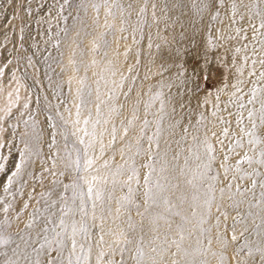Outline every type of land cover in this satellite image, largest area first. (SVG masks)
<instances>
[{"label":"snow or ice","instance_id":"1","mask_svg":"<svg viewBox=\"0 0 264 264\" xmlns=\"http://www.w3.org/2000/svg\"><path fill=\"white\" fill-rule=\"evenodd\" d=\"M63 3L71 7L69 0ZM89 6L95 13L90 24L79 15L73 17L79 25L75 36L92 35L88 52L93 57L101 55L106 66L114 67L121 53L111 45L127 38L117 33L126 31L124 25L133 4L125 7L120 0H93L88 5L81 0L77 8L87 13ZM144 10L141 7L137 15ZM161 11L165 16L169 11L178 13L173 24L182 28L185 16L194 26L203 23L206 16L215 21L223 15L227 24L221 20L224 31L216 28L215 39L236 41L235 53L243 51L242 59L251 61L252 69L259 63L262 70L258 75L248 71L255 79L248 82L251 87L246 93L241 87L245 81L232 85L236 113L225 106L230 120L212 111L215 123L204 113L184 122L185 113H177L170 96L163 99L162 93L156 92L148 100L138 99L131 106V115L120 121L122 162L115 163L114 156L104 157L106 149L116 142L117 129L111 118L119 115L124 105H106L99 80L94 81L95 90L86 87V77L78 76L77 62L70 57L73 75L68 84L75 118L67 107L68 117L56 112L60 123L51 124L53 117H48L53 131L47 147L57 145V135L63 138V147L44 159L34 123L32 135L20 133L22 146L12 167L0 163V172L5 173L0 186L7 194L0 197V264H264V0H171ZM88 28L92 31H85ZM63 31L67 36L69 30ZM76 54L73 48L72 56ZM122 55L126 57L127 50ZM236 59L234 56L233 62ZM90 63L97 65L98 61L93 58ZM110 76L115 77L116 72L111 71ZM100 79L107 86L109 80L103 75ZM111 84L114 87L106 93L109 101L116 98L115 89L123 87V80L112 79ZM130 92L131 88L122 95L127 98ZM216 99L218 102L219 96ZM14 103L10 100L2 109L0 125L11 115ZM102 105H106V113ZM213 107L219 110L218 103ZM110 122L113 126L109 131ZM23 123L27 126L28 120ZM216 124L226 126L215 131ZM105 132L110 137L107 143ZM5 146L0 142V148ZM34 158L42 165L51 161L50 167H42L40 176L30 171ZM43 173L52 177V186L39 194L21 228V211L29 204L25 201L23 209L16 210V193L23 192L29 182L26 178L42 181Z\"/></svg>","mask_w":264,"mask_h":264},{"label":"rangeland","instance_id":"2","mask_svg":"<svg viewBox=\"0 0 264 264\" xmlns=\"http://www.w3.org/2000/svg\"><path fill=\"white\" fill-rule=\"evenodd\" d=\"M92 2L93 0H84V3L88 5ZM95 2L99 3L101 0H95ZM120 2L125 7L131 2L133 10L124 25L126 31L122 34L117 33L127 38L121 39L119 44L112 42L111 49H118L121 53L112 67L106 66L101 55L93 57V54L88 52L92 35L82 33L80 37L75 36L79 25L73 17L79 15L81 19L90 24L92 16L95 15L90 6L87 13L83 8H77L81 0H69L71 7L65 5L63 0H0V69L3 70L0 73V116L4 115L2 109L8 106L9 101H15L10 109L11 115L5 117V121L0 125V142L6 145L0 148V157H8L7 160L0 159V163H5L6 168L10 169L14 160L18 159L17 152L22 146L20 133L27 131L29 135H32L34 123L36 132L40 135L39 146L44 159L56 151L57 147H63L64 140L59 135L56 137L57 145L52 149L47 147L51 142L53 131V128L49 126L48 117H53L51 124L60 123L56 112L59 110L65 117H68L69 113L65 111L67 107L73 113L71 118H75L73 93L68 84V78L73 75L72 65L69 64L70 57L77 62L78 76L86 77V87L95 90L97 84L94 81L99 80L101 99L105 100L106 105L111 103L117 108L120 104L124 105L119 115H113L111 118L117 129L116 142L113 148L106 149L104 157L114 156L115 163L122 162L119 152L120 135L122 134L120 121L131 115V106L138 99L148 100L154 97L156 92H161L163 99L170 96L177 113H185L184 122L188 119L195 120L200 113H204L215 123L216 118L212 117V111L217 112V117L230 120L231 117L224 110L225 106L228 111L236 113V106L232 103L235 99L232 96L235 92L232 85L240 80L245 81L241 87L246 93L251 87L248 82L255 79V77L248 76V71L253 70L258 75L262 69L259 63L252 69L251 61L245 62L242 59L243 51L235 53L234 48L239 46L236 41L227 42L215 39V29L220 28L224 31V24H227L223 15L215 21L206 16L203 23L197 22L194 26L185 16L181 21L182 28L180 24H173V19L178 13L169 11L165 16L161 11L165 4H171V0H120ZM153 4L156 5L155 10L152 8ZM141 7L145 10L137 15ZM153 11L156 13L155 18ZM103 13L104 10L101 8V23L104 19ZM221 20H224V24ZM239 23L238 21V26ZM64 29L69 30L67 36H65ZM85 31L91 32L92 30L88 28ZM109 39L112 40V37ZM209 39L212 40L211 44L208 43ZM73 40L76 41L75 44ZM57 41H59V46H57ZM73 48L77 49L74 57L72 56ZM111 49H109L110 58ZM126 50L127 56L125 57L122 53ZM81 51L84 53L83 56L80 55ZM234 56L237 58L235 62H233ZM93 58L98 61L97 65L90 63ZM85 65L88 66L87 70H85ZM238 68L242 71L238 72ZM111 71L116 72L115 77L110 76ZM93 72L97 75L94 76ZM101 75L109 80L107 86L105 81L100 79ZM112 79L117 82L122 79L123 87L116 88V98L109 101L106 93L108 88L114 87L111 84ZM169 84L172 85L171 88L167 86ZM225 84L227 88L224 87ZM71 87L72 89L76 87L75 81ZM257 87L259 88V84ZM129 88L131 92L125 98L122 92L128 91ZM218 89L223 90L218 92ZM137 93L141 96L138 97ZM145 93L147 95H144ZM242 94L236 93L237 96ZM217 96H219L218 102ZM92 99L95 100L94 91ZM25 103L28 105L27 108L23 107ZM181 103L184 105L183 108L180 107ZM217 103L219 110L213 107ZM106 105H102V112H107ZM156 106H158V101L154 102V107ZM168 110H171V106ZM142 111L141 107V115ZM188 113H191V116H188ZM24 120H28L27 126L23 123ZM112 122L107 125L109 131L113 126ZM223 126L226 125L216 124L213 130L219 131ZM233 127H235L234 124ZM69 131H71L70 125ZM109 139L108 132H105L104 142L107 143ZM212 142L215 143V140L213 139ZM216 147L219 156V145ZM34 160L35 163L30 171L37 176L41 175L42 167L51 166V161L42 165L39 159L34 158ZM218 163L219 160H217ZM216 170L214 165L213 174ZM43 176L42 181L26 178L29 182L24 186L23 192L16 193L13 201L16 210H22L25 201L29 204L26 210L21 211L19 225L21 228L28 218V213L36 206L39 194L46 192L52 186V177L47 173H43ZM4 180L5 173L0 172V181ZM29 193L32 194L31 200H29ZM6 195L0 186V197ZM8 199L12 197L8 196Z\"/></svg>","mask_w":264,"mask_h":264}]
</instances>
